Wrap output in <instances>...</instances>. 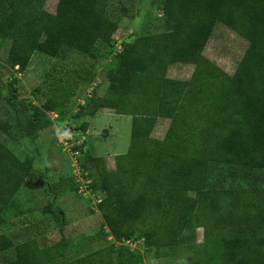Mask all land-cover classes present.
<instances>
[{
	"label": "trees",
	"instance_id": "trees-1",
	"mask_svg": "<svg viewBox=\"0 0 264 264\" xmlns=\"http://www.w3.org/2000/svg\"><path fill=\"white\" fill-rule=\"evenodd\" d=\"M161 4V30L120 42L103 93L87 97L72 115L90 118L107 108L130 116L128 146L115 156L112 171L101 157L85 156L89 186L102 195L97 211L116 241L140 240L136 246L143 249L172 246L194 225L203 240L190 264H264V0ZM105 6L106 0H57L48 13L33 0H0L9 66L23 71L35 51L56 56L63 47L80 53L97 43L112 48L116 21ZM217 23L247 42L230 75L202 55ZM175 63L193 65L187 79L165 75ZM52 109V103L34 107L3 132L11 140L32 136L43 126V111ZM157 118L168 119L162 138L150 136ZM86 127L82 120L76 129ZM209 163L226 164L228 176L242 185L212 189ZM31 168L30 157L19 159L0 142V224ZM11 245L0 239V251ZM36 249L35 239L23 241L0 264H43ZM109 252L100 248L60 264H96Z\"/></svg>",
	"mask_w": 264,
	"mask_h": 264
},
{
	"label": "rangeland",
	"instance_id": "rangeland-1",
	"mask_svg": "<svg viewBox=\"0 0 264 264\" xmlns=\"http://www.w3.org/2000/svg\"><path fill=\"white\" fill-rule=\"evenodd\" d=\"M56 1L33 0V5L53 13ZM161 5V0H106L105 13L116 21L112 48L97 43L89 53H80L63 47L56 56L35 51L20 72L6 60L10 38L0 36V142L19 159L27 156L32 160V168L0 224V239L12 244L0 251V263L13 258L23 241L35 239L36 255L43 264H60L100 248L110 252L96 264H190L188 257L203 240L202 228L194 225L183 229L172 246L143 249L130 245L125 250L122 244L114 243L100 212L91 210V203L77 192L71 160L60 144L67 129L75 136L76 130L70 127L76 129L82 120L89 124V117L75 119L72 115L87 97L103 93L104 73L112 68L111 55L120 42L161 30ZM246 44L243 37L217 23L202 55L230 75ZM192 69V64L175 63L165 75L187 79ZM45 103L53 104L51 111H43L48 122L42 118L43 126L32 136L11 140L5 135L4 126L14 125ZM97 111L112 112L106 108ZM105 120H96L94 131L87 125L81 166L86 155L101 156L105 170L111 171L113 163L105 153L120 154L127 149L129 116L117 114ZM167 124L168 119L157 118L150 135L162 138ZM206 179L215 190L242 185L240 179L228 176V166L222 163H209ZM189 197L195 199V193Z\"/></svg>",
	"mask_w": 264,
	"mask_h": 264
},
{
	"label": "built area",
	"instance_id": "built-area-1",
	"mask_svg": "<svg viewBox=\"0 0 264 264\" xmlns=\"http://www.w3.org/2000/svg\"><path fill=\"white\" fill-rule=\"evenodd\" d=\"M119 48V45L117 46ZM73 131H75V136L71 135L70 129H67V133L63 136V141L60 143L66 153L68 154L69 159L71 160L70 166L72 167V182L76 186L77 192L81 195V197L87 199L92 206L91 210H96V205L100 202L102 197L101 193L97 190H92L89 186L90 179L88 177V173L86 170L82 169L81 163L79 161L81 152L83 151V143L85 139V130L81 131L80 129H75L73 126L70 127ZM140 240L125 239V240H114V243H119L126 245L127 247L130 245H137Z\"/></svg>",
	"mask_w": 264,
	"mask_h": 264
},
{
	"label": "crops",
	"instance_id": "crops-1",
	"mask_svg": "<svg viewBox=\"0 0 264 264\" xmlns=\"http://www.w3.org/2000/svg\"><path fill=\"white\" fill-rule=\"evenodd\" d=\"M107 109V108H106ZM109 110H111V109H109ZM117 117V114L116 113H114L113 112V110H112V112H108V113H101L100 111H96L94 114H93V116L92 117H90L89 118V124H87L88 125V129H92L93 131L94 130H96L95 129V127L96 126H94V123L96 122V120H99V121H103L105 118H107V120L108 119H111V118H113V117H115V116ZM119 115V114H118ZM121 115V114H120ZM123 115V114H122ZM127 116H129V115H127ZM129 118H130V116H129ZM107 120H105V121H107ZM154 126H155V124H154ZM153 126V127H154ZM130 128V127H129ZM151 133V132H150ZM151 136V135H150ZM152 137V136H151ZM152 138H155V137H152ZM129 140V139H128ZM126 151V150H125ZM124 151V152H125ZM124 152H122V153H120V154H123ZM105 154H109L110 155V157H111V162L113 163V168H112V170L114 169V158H115V156L116 155H120V154H110V151H107ZM103 156V155H102ZM97 157H101V156H97ZM102 158V157H101ZM103 160V159H102ZM111 170V171H112Z\"/></svg>",
	"mask_w": 264,
	"mask_h": 264
}]
</instances>
